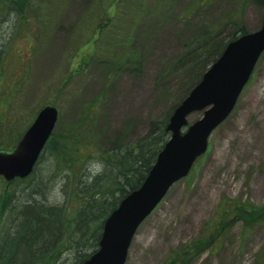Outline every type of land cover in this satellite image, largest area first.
Masks as SVG:
<instances>
[{
	"label": "rangeland",
	"instance_id": "374dc122",
	"mask_svg": "<svg viewBox=\"0 0 264 264\" xmlns=\"http://www.w3.org/2000/svg\"><path fill=\"white\" fill-rule=\"evenodd\" d=\"M103 1L50 0L45 18L48 28H37L33 49L23 38L25 30L13 33L10 41V26L4 23L0 27V43L5 41L4 75L0 77V147L11 149L45 105L58 110L55 132L70 128L83 132L82 137L89 133L100 151L140 139L153 124L167 118L171 106L196 78L201 64L198 61L170 71L172 64L187 53L193 32L213 26L223 28V37L236 26L245 28L246 33L254 32L264 16L263 8L253 0H207L205 7L192 11L188 8L200 0H124L121 10L134 44L117 45L138 52L141 71L135 70L134 61L127 64L131 73L123 69L106 79V69L92 53L93 44L77 51L80 31L89 30L91 13H97L94 10L99 11ZM136 8L138 13L134 12ZM123 20L122 15L120 26ZM9 24L15 26L16 19ZM83 57L89 59L87 66L81 62ZM75 62L81 70L69 67ZM90 104L94 105L92 111ZM201 115L195 112L188 120L193 122ZM39 169L37 177L40 179L41 174L42 180L51 178L57 170L49 157ZM24 187L9 188L18 198L16 205L29 201L25 194L19 197ZM51 187L46 199L49 206L64 204V182L56 177ZM1 190L0 183V200L7 199L11 207V198ZM229 201L264 206V53L232 112L210 134L206 152L170 187L136 230L125 264H167L172 254L205 234V226L216 217L219 206L228 208ZM7 213L0 221L1 239L12 225ZM70 256L63 257H68V264L73 263ZM191 264H264V223L247 228L236 223L226 229L216 247Z\"/></svg>",
	"mask_w": 264,
	"mask_h": 264
},
{
	"label": "trees",
	"instance_id": "16d2710c",
	"mask_svg": "<svg viewBox=\"0 0 264 264\" xmlns=\"http://www.w3.org/2000/svg\"><path fill=\"white\" fill-rule=\"evenodd\" d=\"M49 1L0 0V27L4 23L10 26L12 34L10 41L15 32L25 30L23 38L30 49H33V44L37 43V28L42 27L44 30L48 28L45 18L48 17ZM123 1L104 0L102 5L100 2L99 11L94 10L97 13H91L89 30L80 31L77 43L81 44L77 51L82 46L93 44L92 53L97 55L98 64L106 69V79L113 72L117 74L123 69L131 73L132 70H129L127 64L134 61L137 65L135 70L141 71L138 52L128 50L127 45L123 46L125 49L120 48L122 45H117L134 44L124 18L126 14L123 9L121 10ZM253 1L264 10V0ZM205 5L207 0L196 1L188 10H196ZM134 12L138 13V9H134ZM122 15L126 24L120 26ZM13 18L16 19V29L13 24H9ZM222 29L214 26L202 27L193 32L186 47L187 53L172 64L170 71L198 61L201 64L197 68L196 78L188 91L171 106L167 118L153 124L147 135L127 144H120L114 149L100 151L89 139V133L82 137L83 132H74V129L67 128L60 133L54 130L29 176L10 182L0 177L2 195L13 199L14 191L12 195L9 188L13 185L16 187L25 185L26 187L19 191V197H24L25 194V197L29 198L27 204L17 203L10 208L6 206L7 199L0 200V221L8 212L7 218L16 226L14 232H6L9 235L6 241L8 247L6 257L9 260L7 263L4 262L5 264H66V262L68 264V257L63 260L65 254H71L72 264H83L97 250L104 220L123 197L141 185L157 154L168 140L170 133L167 131V125L175 107L200 81L206 68L221 55L226 44L247 32L245 28L236 26L229 35L223 37ZM4 46L5 41L0 43V77L4 75ZM81 62L87 66L89 59L83 57ZM75 63H71L69 67L81 70L80 64ZM88 106H91L92 111L94 105ZM89 140L91 142L87 144ZM45 157L55 162L57 170L51 178L42 180V175L40 174L39 179L37 174ZM94 165H98L99 169L93 170ZM56 177L64 182L62 188L64 204L52 207L46 199L52 189L51 183ZM226 205L228 208L219 206L216 217L206 224L205 234L195 238L185 249L172 254L167 264H191L204 252L216 247L226 229L232 228L238 222H241L244 228L264 223V206L236 201H229ZM24 236L25 251L21 252L23 250L21 240ZM17 249L15 257L13 251ZM12 256L15 257L14 261Z\"/></svg>",
	"mask_w": 264,
	"mask_h": 264
},
{
	"label": "water",
	"instance_id": "95a60500",
	"mask_svg": "<svg viewBox=\"0 0 264 264\" xmlns=\"http://www.w3.org/2000/svg\"><path fill=\"white\" fill-rule=\"evenodd\" d=\"M264 52V16L260 28L227 43L169 117L168 140L141 185L121 199L103 222L97 250L83 264H125L134 234L169 188L185 177L206 152L208 138L233 110ZM202 115L189 122L195 113ZM58 119V110L43 106L11 150H0V176L7 182L32 171Z\"/></svg>",
	"mask_w": 264,
	"mask_h": 264
},
{
	"label": "bare ground",
	"instance_id": "6f19581e",
	"mask_svg": "<svg viewBox=\"0 0 264 264\" xmlns=\"http://www.w3.org/2000/svg\"><path fill=\"white\" fill-rule=\"evenodd\" d=\"M14 197L15 198H13V199L11 198L10 199L12 201V206H14L16 204V196H14ZM9 205H10V203H9ZM6 206H8V205H6ZM8 207H10V206H8ZM15 230H16V226L15 225H11V226L8 227V230L6 232L10 233V232H14ZM6 232H5V235H3L2 239L0 238L1 239V245H0V264H3L4 262L7 263L8 260H9V258L6 257V254H7V251H8V247H7L6 241H7L9 235ZM26 236H24L22 238V240H21V249H23L24 243L26 242ZM22 251H25V250L23 249V250H21V252ZM13 252H15L14 253V256H15L16 252H18V249L17 250H14ZM14 256H12L13 261L15 260V257L17 256V254H16L15 257Z\"/></svg>",
	"mask_w": 264,
	"mask_h": 264
}]
</instances>
